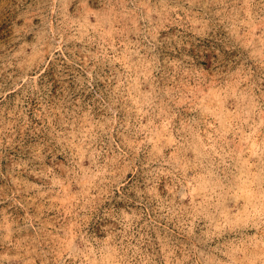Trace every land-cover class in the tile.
Instances as JSON below:
<instances>
[{
  "label": "rangeland",
  "instance_id": "1",
  "mask_svg": "<svg viewBox=\"0 0 264 264\" xmlns=\"http://www.w3.org/2000/svg\"><path fill=\"white\" fill-rule=\"evenodd\" d=\"M0 264H264V0H0Z\"/></svg>",
  "mask_w": 264,
  "mask_h": 264
}]
</instances>
